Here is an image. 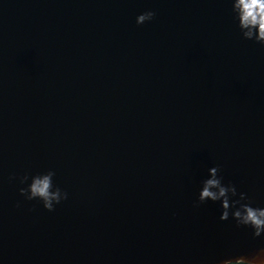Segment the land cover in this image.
I'll return each instance as SVG.
<instances>
[{"label":"water","instance_id":"obj_1","mask_svg":"<svg viewBox=\"0 0 264 264\" xmlns=\"http://www.w3.org/2000/svg\"><path fill=\"white\" fill-rule=\"evenodd\" d=\"M215 165L264 205V47L228 0H0V264H215L264 246L194 205ZM46 169L69 193L52 212L9 180Z\"/></svg>","mask_w":264,"mask_h":264},{"label":"clouds","instance_id":"obj_2","mask_svg":"<svg viewBox=\"0 0 264 264\" xmlns=\"http://www.w3.org/2000/svg\"><path fill=\"white\" fill-rule=\"evenodd\" d=\"M228 4L232 23L241 38L264 47V0H228ZM155 16V11L147 10L138 14L135 22L144 25ZM56 175L54 169L26 170L11 175L9 180L20 185L19 194L25 201H35L52 212L69 198L68 191L56 182ZM209 201L219 204L220 221H234L237 228L248 229L253 239L264 238V205L256 203L247 192L239 191L232 181L226 182L219 165L209 167L200 180L194 205L199 207ZM215 264H264V246L248 253L226 255Z\"/></svg>","mask_w":264,"mask_h":264}]
</instances>
